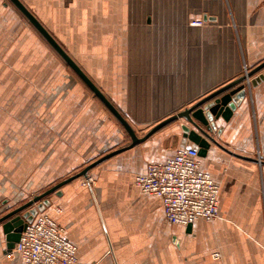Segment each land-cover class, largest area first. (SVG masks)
<instances>
[{"label":"crops","instance_id":"crops-1","mask_svg":"<svg viewBox=\"0 0 264 264\" xmlns=\"http://www.w3.org/2000/svg\"><path fill=\"white\" fill-rule=\"evenodd\" d=\"M22 1L81 67L92 56L97 68L87 74L139 136L264 61V0ZM260 74L264 67L246 81L230 119L217 120L213 134L222 146L212 143L203 157L204 169L221 184L214 220L199 218L188 231L165 217L161 198L135 184L148 163L198 147L183 136L182 119L179 130L171 122L94 166L91 184L81 176L45 197V212L78 247V264H264V78L252 83ZM126 113L139 128L150 127L138 133ZM116 144L101 136L50 138L49 154L34 161L26 183L4 185L3 171L0 216ZM6 244L0 226V264H24L7 254Z\"/></svg>","mask_w":264,"mask_h":264},{"label":"rangeland","instance_id":"rangeland-1","mask_svg":"<svg viewBox=\"0 0 264 264\" xmlns=\"http://www.w3.org/2000/svg\"><path fill=\"white\" fill-rule=\"evenodd\" d=\"M82 67L94 76L92 56ZM65 94L71 99H65ZM156 115L162 114L151 116ZM132 123L141 134L150 127ZM173 124L179 130L177 121ZM74 135L101 136L109 143L116 140V147L131 140L117 118L15 5L0 0V189L13 179L26 183L31 178V165L49 154L46 144L50 138ZM3 171L6 184L1 180ZM33 197L34 192H28L26 199Z\"/></svg>","mask_w":264,"mask_h":264},{"label":"built area","instance_id":"built-area-1","mask_svg":"<svg viewBox=\"0 0 264 264\" xmlns=\"http://www.w3.org/2000/svg\"><path fill=\"white\" fill-rule=\"evenodd\" d=\"M191 23L200 26L204 21ZM92 182L86 176L84 183ZM135 184L142 193L161 198L165 217L172 223L188 226L199 218L212 221L219 215L221 184L204 169L196 146L180 147L166 159L148 163L145 171L136 174ZM77 251L63 226L43 208L37 209L7 254L18 255L24 264H78Z\"/></svg>","mask_w":264,"mask_h":264},{"label":"water","instance_id":"water-1","mask_svg":"<svg viewBox=\"0 0 264 264\" xmlns=\"http://www.w3.org/2000/svg\"><path fill=\"white\" fill-rule=\"evenodd\" d=\"M16 8L27 18V20L36 28V30L43 36L49 45L62 57V59L71 67L80 79L90 88L93 94L109 109V111L117 118L125 130L131 137L129 144L111 150L99 158L87 164L80 171L64 178L58 183L54 184L47 190L36 194L33 198L24 202L23 204L7 211L0 216V226L2 232L6 235L7 252L11 251L15 243L19 240L22 231L25 229L27 223L33 218L37 209H43L49 203V199L45 198L50 193L58 191V189L65 183L81 176H88L89 170L109 157L129 149L138 143L149 138L153 133L158 131L163 126L174 122L176 120H184L181 123L183 136L189 142L196 144L199 148V154L205 157L208 153L211 144L214 143L222 146L216 139L213 132L217 129V120L222 117L229 120L233 114L234 109L241 99L246 94V81L248 78L259 72L264 67V61L251 68L239 77L227 82L218 87L209 94L199 98L189 106L179 110L154 124L143 136H139L132 124L127 120L124 114L113 104L103 90L93 81L87 72L76 62V60L69 54V52L62 46V44L55 38V36L47 29V27L39 20V18L24 4L22 0H9ZM264 78V74H260L252 83ZM243 157V156H242ZM245 158L257 160L244 156ZM37 206L35 207V204ZM191 225L187 226L190 231Z\"/></svg>","mask_w":264,"mask_h":264},{"label":"trees","instance_id":"trees-1","mask_svg":"<svg viewBox=\"0 0 264 264\" xmlns=\"http://www.w3.org/2000/svg\"><path fill=\"white\" fill-rule=\"evenodd\" d=\"M95 96V95H94ZM96 97V96H95Z\"/></svg>","mask_w":264,"mask_h":264}]
</instances>
